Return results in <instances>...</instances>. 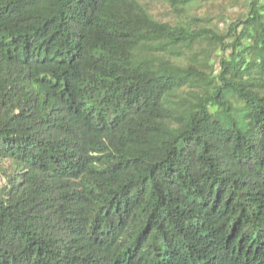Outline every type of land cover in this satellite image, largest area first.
Returning a JSON list of instances; mask_svg holds the SVG:
<instances>
[{"label": "trees", "instance_id": "16d2710c", "mask_svg": "<svg viewBox=\"0 0 264 264\" xmlns=\"http://www.w3.org/2000/svg\"><path fill=\"white\" fill-rule=\"evenodd\" d=\"M0 264H264V0H0Z\"/></svg>", "mask_w": 264, "mask_h": 264}, {"label": "rangeland", "instance_id": "374dc122", "mask_svg": "<svg viewBox=\"0 0 264 264\" xmlns=\"http://www.w3.org/2000/svg\"><path fill=\"white\" fill-rule=\"evenodd\" d=\"M233 11H237V8H234L233 10H232V12ZM162 11L161 10H158V12H155L157 15H159V13H161Z\"/></svg>", "mask_w": 264, "mask_h": 264}]
</instances>
